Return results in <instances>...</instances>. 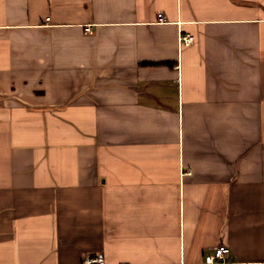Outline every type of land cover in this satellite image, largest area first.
<instances>
[{"label": "crops", "instance_id": "0c3cea01", "mask_svg": "<svg viewBox=\"0 0 264 264\" xmlns=\"http://www.w3.org/2000/svg\"><path fill=\"white\" fill-rule=\"evenodd\" d=\"M219 244L264 264V0H0V264Z\"/></svg>", "mask_w": 264, "mask_h": 264}, {"label": "built area", "instance_id": "2783aa9c", "mask_svg": "<svg viewBox=\"0 0 264 264\" xmlns=\"http://www.w3.org/2000/svg\"><path fill=\"white\" fill-rule=\"evenodd\" d=\"M162 17V15H160ZM49 19V18H47ZM87 32L92 33V29L90 27L86 28ZM195 40L194 35L191 33H186L181 36V43L184 45H189L193 43ZM231 249L229 246L224 245V244H219L213 252L207 253L204 257V263L205 264H225L227 263V257L230 255ZM89 264H94V263H99L103 264V257H94L91 259H88Z\"/></svg>", "mask_w": 264, "mask_h": 264}]
</instances>
